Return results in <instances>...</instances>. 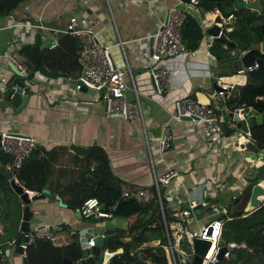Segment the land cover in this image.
<instances>
[{"label":"crops","instance_id":"obj_1","mask_svg":"<svg viewBox=\"0 0 264 264\" xmlns=\"http://www.w3.org/2000/svg\"><path fill=\"white\" fill-rule=\"evenodd\" d=\"M177 1L26 0L10 13L0 15V131L10 130L33 136L41 155L45 154L48 158L47 181L44 189H47L49 193L44 194L43 198L32 201V209L35 211L34 218L40 223L62 225L63 237L58 247L74 242L73 234L79 242L78 233L86 227L112 228L129 237L136 227L137 214L122 217V222L118 225L114 220L90 222L81 215L78 216L76 208L72 209L68 206L67 203L71 199H86V195L90 192L89 186H93L92 184L96 182L92 180L90 170H93L97 163L92 161L87 165L85 160L88 150L92 147L101 148L105 152L111 179L108 175L106 177L110 184L119 183L120 188L122 185H129L154 192V172L160 175L168 167L177 169L180 174L176 181L177 193L173 194L172 191L170 193V188L174 187L173 183L169 187H160L164 199V213L187 209L191 200L197 202V206H193V212L196 213L197 210L200 213L207 204L222 203L213 200L219 194L223 195L225 204L233 202L234 199L232 201L230 199L238 195H241L242 200L245 187L255 177V167L244 161V158L252 152L239 151L234 146H227L224 140L215 143L214 149L209 148L201 139L200 126L196 121L170 123L169 128L174 137L172 145L162 154L153 156V168L146 154V138L156 140L161 135L163 125L169 121V114L173 111L174 99L190 95L193 100L209 103L222 109L226 108L227 97L214 96L213 91L208 89L210 84L205 81L211 77L210 67L217 61L210 53V45H206L204 37L197 50L193 52L187 50L188 54H185L183 60L188 69V77L179 85L173 82V91L167 94L161 103L155 101L157 96L155 99L151 98L152 102L147 95H140L141 91L136 86L144 126L140 118L125 120L118 116H106L104 100L99 91L75 90L74 79L77 78L78 72L69 76L56 75L44 66L43 70H35L32 76L23 77L22 79L30 86L31 92L26 105L20 111L11 107L1 95V87L4 85L2 78L9 82L16 77L9 66V63H13L11 60L13 53L21 54L26 65L30 62V65L37 67L42 61L43 52L51 49H40L34 46L35 34L39 33L42 39L54 36L58 40L60 36L65 35L55 34L46 28H28L20 23L29 22L42 24L48 28L63 29L71 17L76 18L79 28L88 27L95 21H99L94 28L100 40L111 45L114 63L117 66H123L125 64L123 55H125L132 75L134 71L143 72L148 78L145 61L150 41L147 37L155 31L167 9ZM191 13L197 19L200 18L199 10L194 9ZM208 17L211 15L209 14ZM208 17H206L207 20ZM118 41L124 42L122 47L115 45ZM113 48H115L114 54ZM165 63H168V60ZM165 63L161 60L158 65L165 66ZM27 67L30 69L28 65ZM186 81H189V89L185 87ZM225 81L235 86L241 85L245 82V75L241 82ZM214 84L215 80L213 89ZM133 96V91L128 89L127 99L131 100ZM156 110L159 114L155 113ZM163 113L168 114V117H163ZM260 114L256 118L257 123L264 119V112ZM187 129H192L191 133L200 138L199 142H191L189 134H186ZM71 142L85 147L82 156L69 150L68 146ZM9 166L10 164L6 167L10 168ZM234 169L241 170L242 186L239 178L233 174ZM201 179L204 181L200 182ZM238 186L242 189H238ZM191 189L198 191V197L203 200L202 202L198 197L189 199ZM103 192L104 189L101 188L100 193ZM34 193L38 192L34 191ZM56 196L65 204V207L59 205ZM4 197V193L0 190V208L1 203L3 205L5 202ZM177 197L182 200V203L178 202ZM151 200L155 202L154 198ZM130 201L127 202L125 209L149 203ZM22 205L21 203V208ZM154 206L157 207L156 202ZM201 213L205 215L206 211ZM204 215L200 217L197 215V217L200 219ZM12 217L5 221L0 212V244L4 246V251L9 249L7 260H2L0 264H23L21 256L14 253V247L8 245L18 233L22 209L18 220L10 222ZM107 223H110L112 227ZM190 232L198 231L190 230Z\"/></svg>","mask_w":264,"mask_h":264},{"label":"built area","instance_id":"obj_2","mask_svg":"<svg viewBox=\"0 0 264 264\" xmlns=\"http://www.w3.org/2000/svg\"><path fill=\"white\" fill-rule=\"evenodd\" d=\"M198 0H178L176 4L167 9L164 18L159 21L155 31L147 38L150 41L149 50L147 51L145 69L147 70L152 85L154 87L157 98L155 101L161 103L165 96L173 91L172 75L170 70L166 66L158 65L159 61L164 58L174 57L180 53L188 54L184 43L182 42L181 29L186 19V16L192 11L198 9L195 7ZM247 1V0H243ZM218 11L211 13V17L205 22H202L203 33L206 34V29L214 23V18L218 15ZM213 16V17H212ZM221 16V15H220ZM222 17V16H221ZM235 19L231 13L227 17H222L221 22L216 23L220 27V32L217 37H223L224 32L230 31L231 28H225L226 23H231ZM99 21H95L92 25L84 28L77 26L75 17H71L66 23L63 29L48 28L42 24H31L29 22L20 23V25L28 28H41L49 29L53 33L58 34H70L77 36L80 42V49L78 51L77 61L81 68V72L77 78L74 79L75 90H81L82 86H85L87 90L99 91L103 89L101 98L105 104V114L108 117L118 116L125 120H132L140 118L142 125H145L143 121L142 109L139 99V93L136 88L131 68L128 64L125 55V64L123 66H117L114 63L113 56L111 54V45L102 42L94 28L95 24ZM52 40L49 43L48 49H54L59 45L57 37L51 36ZM212 39L215 37L210 36ZM124 44L122 41H118L115 45L121 46ZM244 51H240V54ZM13 64L20 70L24 77L29 75V69L26 65L24 57L19 53H13L11 55ZM257 68V65L243 67L237 71V74H245ZM128 78V80H127ZM4 84L3 89L7 81L2 78ZM215 84L220 89H214L216 94L220 98L228 97L230 91L234 88L235 84L227 83L223 76H217L215 78ZM131 89L133 91V99L128 100L126 97V91ZM174 108L169 114V121L166 122L161 130V135L156 140H150L146 138V154L149 158L150 164L153 168L154 158L156 154H162L168 150L172 145L173 134L170 131V123L183 122L185 117H191L190 121H196L200 126V132L202 141L207 144L211 149H214L215 143L224 140L226 145L234 146L239 151H248L246 149L247 143H254L251 140L250 125L256 123L260 113H257L251 105H239L233 109L219 108L218 106H212L211 104L202 103L197 100H193L190 95L178 97L173 101ZM189 121V120H188ZM244 121L247 131L244 132L238 123ZM225 127L230 129L231 132L226 133ZM145 131V130H144ZM192 129H187L186 134H189L192 143L199 142L200 138L191 133ZM255 144V143H254ZM257 147V145L255 144ZM37 141L33 136L20 134L10 130L0 131V150L11 156L10 169L17 172L23 161L36 149ZM259 153L255 155L254 159L247 155L244 161L252 164L254 167L257 164L262 163L264 159V147L258 148ZM253 153V152H252ZM154 171V169H153ZM234 176L239 178L240 185L243 181L241 179V170L234 169ZM179 171L173 167H168L162 174L157 175L154 172V192H149L147 189L137 186L122 185L120 189V199L123 200H136L140 202H149L152 198L155 199L156 205L161 211L164 224V237L165 243L162 248L165 250V255L168 264H191L193 258V247L191 239L193 236H197L203 239H208L211 245L204 256H202L201 264H213L221 258H229L234 249L239 247H245L243 243H236L234 241L221 244V232L224 219L213 218L205 226L201 227L199 232H186L185 224H190L193 218V208L197 206L196 200H191L187 209H181L171 214L172 220L167 221L164 218V199L160 191V187H169L171 183L174 187L170 188V193H177L176 181L179 179ZM15 177V176H13ZM16 178V177H15ZM250 178V177H249ZM17 179V178H16ZM204 179L199 180L203 182ZM261 185V183H258ZM237 187V186H236ZM238 189H242L239 188ZM29 196L34 194V191L28 190ZM264 202V195L258 196ZM178 202L182 203L179 197ZM233 197L230 199L232 201ZM119 200L113 202L107 210L103 208L102 203L96 197L87 198L80 208L76 211L88 221H101V220H122V217L116 216L114 210ZM222 205H226L225 203ZM248 202L243 207L241 213H249L254 208H246ZM194 206V207H193ZM211 209H220L216 214H225L228 216L227 205L219 206L214 203ZM228 218V217H227ZM1 224V223H0ZM117 224V223H116ZM118 225V224H117ZM211 227L212 232L207 234L208 227ZM63 227L60 224H44L35 223L30 227L29 232L26 233L29 237L27 244H21L24 250L27 245L35 238L48 240L52 245H61ZM94 235L87 241L86 247L89 249L94 246ZM101 239L105 238L104 234L100 235ZM188 238L189 248L185 246L183 240ZM11 240L8 245H13ZM146 244V243H145ZM152 245H159V240H153L150 242ZM225 248V252L222 257L219 258L221 248ZM4 251V246L0 244V254ZM122 251L121 248L116 251H109L105 249L102 253V261L100 264H107L109 259ZM22 258V255H20ZM82 259V258H80ZM79 260V259H78Z\"/></svg>","mask_w":264,"mask_h":264},{"label":"trees","instance_id":"obj_3","mask_svg":"<svg viewBox=\"0 0 264 264\" xmlns=\"http://www.w3.org/2000/svg\"><path fill=\"white\" fill-rule=\"evenodd\" d=\"M25 1L0 0V15L10 13ZM255 2L256 7L259 8L257 10H252L250 6L243 4V0H198L195 7L200 12V18L197 19L192 13H189L182 25L181 35L185 48L190 52L199 48V44L205 35L201 26L203 19L206 15L218 11L222 17H227L231 13L235 17L232 30L224 32V36L233 41L240 51L255 48L256 55L264 59V55L260 54L258 50L259 43L264 39V0ZM54 49L43 52L42 61L37 67L27 62L30 68L29 77L33 75L35 70H43L44 66L56 75L69 76L75 72H78V75L80 74L81 68L77 62L80 42L77 36L70 34L60 36L59 45ZM210 53L218 63H228L230 69H226L225 72L227 75L232 74L230 48L213 39L210 45ZM1 95L4 97L5 93L1 91ZM225 104L230 109L239 105H251L257 113L264 112V67H257L245 73V82L234 86V89L226 98ZM225 132L229 133L231 130L225 128ZM250 135L251 140L258 148L262 149L264 147V119L250 125ZM85 160L87 165L92 161L97 163L96 167L90 170L92 180L96 182L92 184L93 186H89L90 192L85 198L96 197L105 210L113 202L119 200L116 208L112 210L116 216L125 217L137 214L138 217L136 218V227L133 229L128 241H123L122 237L115 235V233H121L118 230L115 231L114 235L105 237L101 249H108L109 251L122 249L120 253L113 255L107 264H168L165 250L162 248L165 243L164 220L158 207L154 206V200L139 205V207L134 205L125 209L127 202L130 200L120 199L121 188L119 183H109L111 176L105 152L101 148L92 147L88 150ZM10 162L11 156L0 150V167L10 171L12 176H15L26 189L42 193L44 184L47 181L46 175L49 162L45 154L41 155L40 149L36 147L23 161L17 172L6 167ZM101 188L104 189L103 193H100ZM0 190L5 195V202L3 205L1 203L0 208L3 220L8 221L12 216L10 222L18 220L21 215V202L10 187L9 179L1 173ZM86 199H71L67 204L70 208L77 209L82 206ZM247 199L248 194H244L240 202L226 204L228 216L225 214L215 215L214 218L224 219L221 244L234 241L238 244H245V247L234 249L229 258H221L213 264H264V203L251 212L244 214L241 211L246 205ZM213 200L214 202H224L223 198H219V195ZM211 210V208L207 209L206 212H211ZM171 214V212L166 211L164 218L167 221L172 220ZM197 215L200 217L204 213L198 212ZM73 237L74 242L63 247L54 246L48 240L33 239L25 250L27 264H62L64 257L73 261L80 259V244L76 235L73 234ZM153 240H160V244H150ZM1 256L7 257L6 252L3 251L0 254V262L4 260L1 259ZM101 261L102 258L96 264H100Z\"/></svg>","mask_w":264,"mask_h":264},{"label":"water","instance_id":"obj_4","mask_svg":"<svg viewBox=\"0 0 264 264\" xmlns=\"http://www.w3.org/2000/svg\"><path fill=\"white\" fill-rule=\"evenodd\" d=\"M253 1V0H252ZM222 17L218 14L214 18V23L206 29V34L215 37V41L223 43L226 47L231 49V66L232 71L237 72L241 70L243 67L253 66L254 64L257 67H264V59L256 55L255 48H250L245 50L244 53L240 54V50L237 48L236 44L233 41L227 39V37H217L220 32V27L216 24L221 22ZM234 25V21L231 23H226L224 25L225 28H231ZM52 37H46L42 39L39 33L35 34L34 38V46L39 47L40 49H47L49 43L51 42ZM258 50L260 54L264 55V39L259 43ZM10 68L16 74V77L11 81L7 82L6 86L1 89L3 93H5V101L10 103L11 107L15 108L16 111H20L23 108L30 96V86L26 84V82L22 79L24 77L23 73L17 69V67L13 63H9ZM214 89H220L216 84H214ZM81 90L86 91L87 88L82 86ZM103 89L99 90L100 95H102ZM185 120H190L191 117H185ZM238 127L242 129V131L246 132L247 127L245 126V122L241 121L238 124ZM246 149L250 152H253L249 155L252 159L260 154L258 147L255 146L254 143L250 142L246 144ZM69 150L73 153L82 156L85 151V147L78 145L74 142H71L68 146ZM255 177L252 179V182L249 183L243 193L248 194V205L246 208H256L260 204L264 203L258 196L264 195V161L255 167ZM0 173L9 179V184L14 193L18 196L19 201L22 205V218L19 226L18 233L13 240L14 253L22 255L23 264H27V257L23 255V248L21 244H27L29 241L27 232H29L32 224L40 223L38 219L34 218L35 211L32 209V201L43 198L44 194L49 193L47 189H43V193L38 194L34 193L29 196L28 189L24 188L23 185L18 183V180L12 176V173L6 169L0 167ZM258 183H261L259 185ZM59 205L65 207V204L60 200L58 196L55 197ZM239 200H241V195H238L233 204H236ZM213 203L205 205L201 212H205L207 209L211 208ZM219 206L222 203H217ZM78 216L80 215L78 212L76 213ZM212 232L211 227L209 226L207 229V234L210 235ZM115 231L112 228H105L103 226H95V227H86L79 231V244L81 248V258L79 260L73 261L67 257H64L62 260V264H96L100 258H102V253L105 249H101V245L104 243L105 238L101 239L100 235L104 234L105 237L107 235H114ZM94 235V246H91L89 249L86 247L87 241ZM115 235L122 237L123 241H128L130 239L129 236L122 233H115ZM191 244L193 247V258L191 264H201L202 256L206 254L208 251L211 242L208 239H203L197 236H193L191 239ZM6 254L8 255L9 249H7ZM225 252V248H221L219 253V258L222 257Z\"/></svg>","mask_w":264,"mask_h":264},{"label":"rangeland","instance_id":"obj_5","mask_svg":"<svg viewBox=\"0 0 264 264\" xmlns=\"http://www.w3.org/2000/svg\"><path fill=\"white\" fill-rule=\"evenodd\" d=\"M255 1H257V0H253V1L252 0H247V1H244L243 4L250 6L252 8V10L253 9L257 10L259 8L256 7V2ZM208 16L206 15L205 18L203 19L205 22L207 21L206 17H208ZM204 38H205L204 41H206V45L209 46V45L212 44L213 39L210 37V35L206 34L204 36ZM114 51H115V48L112 49V53L113 54L115 53ZM184 58H185V53H180V54H178V55H176L174 57H169V58L162 59V61L164 63H165L166 60H168V63H165L164 65L171 72L172 84L174 82V84L176 83V85H179L180 82H182L183 80H186V78L188 77V69L184 65V60H183ZM226 69H230V65L228 63H225V62H221V63L217 62L214 66L210 67V75H211V77L205 79V81H206V83L210 84L208 86V89L211 92L213 91V95L214 96H217V94H216V91L213 89L212 85L214 83V80H215L216 76L221 75L227 81H240V82L244 78L245 74H237L235 72H232V74L227 75L226 72H225ZM231 69H232V66H231ZM133 76H134V80L136 82V86H137L138 90L141 91L140 95H147L148 99L150 101H152L151 98L155 99L156 98V94H155V90H154V87L152 85V82H151L149 74H148V78L149 79L143 74V72H139L138 73V72L134 71L133 72ZM185 87H186V89H189V81H186ZM155 113L159 114V112L157 110H156ZM162 116L163 117H168V114L163 113ZM200 185H202V184H200ZM198 196H199L198 195V191L196 192V189H195V191L193 189H191V191L189 193V199L193 198V197H198ZM222 196H223L222 194H219V198L220 199H222ZM199 201L202 202L203 200L199 198ZM219 210L220 209H212L211 212H206L205 215L202 218H200V219H198V217H197L198 212H196V213L192 212L193 215L195 214V216L193 217L194 220L190 224H185L184 225V227L186 229V232H188L190 230L191 231L192 230H196L198 232L201 231V227L205 226L209 221H211V219L215 217L216 212L219 211ZM115 222L117 224H121L122 220H115ZM107 224H108V226H111L110 223H107ZM188 240H189L188 238H185L183 240V243L185 244L187 249L189 248V243H190ZM1 257H2L1 259L7 260V257H4V256H1Z\"/></svg>","mask_w":264,"mask_h":264}]
</instances>
